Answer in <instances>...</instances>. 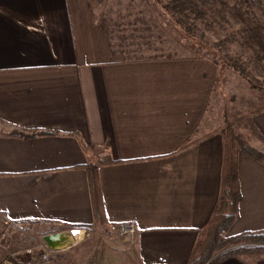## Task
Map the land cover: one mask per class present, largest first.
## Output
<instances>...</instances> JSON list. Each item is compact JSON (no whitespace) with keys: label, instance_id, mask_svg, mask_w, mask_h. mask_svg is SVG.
<instances>
[{"label":"crops","instance_id":"crops-1","mask_svg":"<svg viewBox=\"0 0 264 264\" xmlns=\"http://www.w3.org/2000/svg\"><path fill=\"white\" fill-rule=\"evenodd\" d=\"M107 18L92 0H0V214L83 229V239L91 232L73 264L83 248L104 250L93 264H187L220 197L222 132L232 122L220 68L118 44ZM263 109L253 123L264 136ZM105 158L113 163L98 165L100 226L86 165ZM238 179L228 237L264 230V166L239 151ZM127 224L136 227L131 245L117 231ZM217 264H264V254Z\"/></svg>","mask_w":264,"mask_h":264},{"label":"rangeland","instance_id":"rangeland-1","mask_svg":"<svg viewBox=\"0 0 264 264\" xmlns=\"http://www.w3.org/2000/svg\"><path fill=\"white\" fill-rule=\"evenodd\" d=\"M156 1L158 0H92V3L94 5L98 3L104 7V11L109 16L108 21L114 22L112 28L116 31L114 35L118 36V44L135 45L136 51L147 50L152 56L171 58L192 57L188 50V47H192L196 56L216 63L220 68L216 82L218 90L223 91L225 101L232 112V122L227 120L232 128L237 130L239 136L246 138L245 145L259 151L255 143L261 142L264 145V136L257 127L258 133L255 134L252 125L254 116L264 108V19L258 10L251 8L250 2L253 0H224L226 19L213 22L218 35L214 34L213 30L206 29L201 21L190 20L177 25L169 15L163 12ZM167 1L159 0L162 3ZM249 9L256 12L254 18L243 12ZM186 26L189 29L187 31L184 30ZM131 31H134V36H130ZM234 59L240 60L249 78L231 70L230 61ZM224 66L227 73L221 71ZM223 81H227L226 90L221 86ZM222 194L221 186L220 197ZM49 231L65 233L72 239L76 238L75 234L78 232L81 235L80 242L91 237L89 234L91 232L86 231L85 234L88 235L83 239V229L57 232L51 228H39L37 223L30 220L21 223L9 222L0 214V264H73L69 256L76 249L80 252L79 248L74 247L82 242L75 240L67 248L59 249L61 251H57L58 254L55 255L47 252V248L39 247L41 242H44L43 237L46 233L49 234ZM229 247L231 246L223 245L218 253L225 252ZM83 249L84 259L79 257L78 260L81 262L75 261L76 264H82V262L93 264L96 258L99 257V262L104 257L102 248H98L99 253L94 252L96 248ZM86 255L88 260H85ZM66 258H69L68 263L65 262Z\"/></svg>","mask_w":264,"mask_h":264},{"label":"trees","instance_id":"trees-1","mask_svg":"<svg viewBox=\"0 0 264 264\" xmlns=\"http://www.w3.org/2000/svg\"><path fill=\"white\" fill-rule=\"evenodd\" d=\"M156 3L177 25L184 24L190 20L201 21L206 29L213 30L212 32L217 35L218 33L215 32L216 29L213 26V22L219 19H226V11L224 9L226 2L224 0H168L164 3L158 0ZM250 5L251 8L258 10L264 19V0H253L250 2ZM243 12L253 18L256 15V12L250 9ZM184 30L187 31L189 29L186 26ZM188 50L193 58L199 57L194 54L195 50L192 47H188ZM230 64V68L235 73L249 78V74L239 59L231 60ZM253 125V132L257 134L256 126L255 124ZM222 134L224 138V173L221 180L223 194L219 198L216 211L199 231L196 247L193 249L187 264H217L227 256L239 257L243 253L264 254V230L246 231L230 237L226 236L238 216V204L240 201L238 152L239 150H243L249 157L262 166H264V154L245 145L247 143L246 138L241 135L239 136L237 130L231 127V123L227 119L226 128ZM23 137L28 138L30 136L23 135ZM105 163H113V161L105 158L100 160L97 165H86L92 213L96 223L100 226L105 222V212L100 190L98 165ZM223 245L231 247L226 248L223 253H218Z\"/></svg>","mask_w":264,"mask_h":264},{"label":"built area","instance_id":"built-area-1","mask_svg":"<svg viewBox=\"0 0 264 264\" xmlns=\"http://www.w3.org/2000/svg\"><path fill=\"white\" fill-rule=\"evenodd\" d=\"M117 231L119 232V234L124 239V241H123L124 243H127L129 245H131L133 243L134 238L136 236V227L133 224H127V225L120 226L117 229ZM70 232H73V231L71 230ZM61 234H65V233H61ZM45 247L47 248V252H50V253L61 251V250L56 249L55 247H54L55 249H50L47 245H45ZM65 248H67V246ZM45 256H44V259H45Z\"/></svg>","mask_w":264,"mask_h":264},{"label":"bare ground","instance_id":"bare-ground-1","mask_svg":"<svg viewBox=\"0 0 264 264\" xmlns=\"http://www.w3.org/2000/svg\"><path fill=\"white\" fill-rule=\"evenodd\" d=\"M77 234H79L78 232L75 234L76 235V238L75 239H72L70 236L66 235V234H62L59 238H57V240L54 242V247L56 249H63L65 248L66 246H68V244L74 242L75 240L76 241H80V234H79V238H77Z\"/></svg>","mask_w":264,"mask_h":264},{"label":"water","instance_id":"water-1","mask_svg":"<svg viewBox=\"0 0 264 264\" xmlns=\"http://www.w3.org/2000/svg\"><path fill=\"white\" fill-rule=\"evenodd\" d=\"M62 234L61 233H51L47 234L46 236L43 237L44 243L50 248V249H55L54 248V242L59 238Z\"/></svg>","mask_w":264,"mask_h":264}]
</instances>
